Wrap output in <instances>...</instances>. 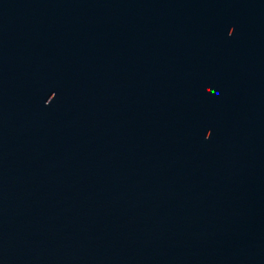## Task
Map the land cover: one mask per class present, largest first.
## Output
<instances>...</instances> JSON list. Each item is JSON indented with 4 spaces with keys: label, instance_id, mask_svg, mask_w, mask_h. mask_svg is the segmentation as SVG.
<instances>
[{
    "label": "water",
    "instance_id": "obj_1",
    "mask_svg": "<svg viewBox=\"0 0 264 264\" xmlns=\"http://www.w3.org/2000/svg\"><path fill=\"white\" fill-rule=\"evenodd\" d=\"M0 264H264V0H0Z\"/></svg>",
    "mask_w": 264,
    "mask_h": 264
}]
</instances>
